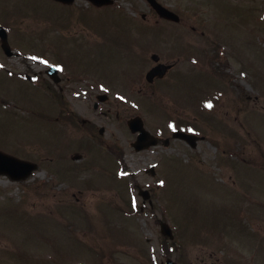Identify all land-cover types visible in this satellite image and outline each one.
<instances>
[{
	"label": "rangeland",
	"instance_id": "rangeland-1",
	"mask_svg": "<svg viewBox=\"0 0 264 264\" xmlns=\"http://www.w3.org/2000/svg\"><path fill=\"white\" fill-rule=\"evenodd\" d=\"M161 1L179 22H155L145 0H0L12 49L0 46V151L37 164L0 175V264H152L160 221L171 239H205L193 264H264V208L244 206L264 203V0ZM152 52L175 64L150 83ZM48 65L64 69L57 85ZM66 76L105 82L107 98H59ZM134 115L169 143L135 151ZM173 118L203 135L194 148L172 139ZM237 143L243 159H222Z\"/></svg>",
	"mask_w": 264,
	"mask_h": 264
},
{
	"label": "flooded vegetation",
	"instance_id": "flooded-vegetation-1",
	"mask_svg": "<svg viewBox=\"0 0 264 264\" xmlns=\"http://www.w3.org/2000/svg\"><path fill=\"white\" fill-rule=\"evenodd\" d=\"M155 1L159 2L161 4H164L166 7H168L170 9L171 5H169L167 3H162L161 0H155ZM146 3L149 5V9L152 10L153 15H156L155 22H157L158 20L159 21L160 20H164V19L160 18L157 15V13L154 11V9H153L152 5L150 4V2L146 1ZM115 4L116 3H114V5ZM141 19L143 21H148L147 15L145 13L141 14ZM165 21H168V20H165ZM137 30H136V28L129 29V31L132 34H135V33L137 34ZM119 31L124 32V30H120V28H119ZM144 31L147 32L146 29H144V30H142V31H140L138 33H142ZM150 31H153V30L150 29ZM156 31H158V30H156ZM175 32H176V30H175ZM174 35H175V33H174ZM78 40H80V39H72V41H74V42H76ZM172 40L176 41V40H178V38L173 37ZM136 41H138V40H136ZM145 42L146 41H143L144 44H145ZM152 45L153 46H158V45H161V44L159 42H155V40H154V43H152ZM178 46L181 47L180 44H178ZM183 47H185V46H182L181 48H183ZM155 54H157V53L156 52H152L150 54V59L155 63L154 65L158 64L159 62H162V61H160L159 55L157 54L158 55L157 56ZM123 55L129 57L130 58L129 60H137L142 66V62L140 60L143 58V55H145V54L143 52L142 53L139 52V50H134V51L126 50V52L123 53ZM179 58H180V56L176 55L175 61H179ZM167 64H171V67L168 69V71L166 72L164 77H166V75L169 73V71L174 68L175 62L171 61V62H168ZM62 70H64V69H62L61 67H58L57 71L54 72V71H51L48 68V69H45L44 74L48 78H51L53 83L55 85H57L61 81V77H60L61 74L60 73H61ZM83 75H85V77H88L84 73H80V75H78V76H81V77L85 78ZM66 77H67V81H70V82L65 84L63 87H57L58 91L60 93L58 97L61 98V99L65 98L64 95H67V97L69 99H85V98H87L89 96H92V95L97 96L100 93L101 94L102 93L105 94L106 92L110 91V87L111 86L107 85L105 82H102L101 85H100V83H99L97 78L89 79L88 82H84V81L82 82L77 77H71V76H66ZM164 77H162V78H164ZM162 78H154L152 80V82L155 81V80L157 81V80L162 79ZM256 96H257V94H256ZM242 97H243V95H242ZM246 98H248V97L246 96ZM261 109L264 110L263 107ZM174 120H175L174 128L176 130L177 129L178 130H183V131H185L187 133H193V134L196 135L197 139L195 140L194 146H191V144L189 142H186V141H184L182 139H177V140L183 142L184 144H186L190 149L194 148L196 146V141H198L201 137H203V135H199L200 133L197 132V129L194 128V126H193V124L191 123L190 120H185V119H181V118L180 119H174ZM83 121H85V120H83ZM235 145H236L235 146V150H233V147L230 146V148L229 147L225 148L222 151V153H224V155H222V159H223V157H224V159H226L227 156H229V158H231V157H234L236 159L239 158V160L243 159L242 155H241V153L243 152L242 144L241 143H237ZM263 159L264 158H262V160ZM257 200H260V199L257 198L256 201L253 202V203H251V200L245 201L244 206L250 208L253 205H257L258 204V205H261L264 208V203L263 202H259ZM165 240L168 242L169 247L166 246V251L165 250L163 251L162 250V244H160V249L162 250L161 261H158V259H157V263H155V264H165L166 259H168V258H171L176 264H193L192 254L189 252V249H191V244L194 243L193 240L201 241V240H205V239H171L170 241H168L167 239H165ZM213 240H215V239H213ZM216 240L221 243V249H222V247L224 245V249L227 250L225 242L223 243V241H221L220 239H216ZM167 252H169V254H167Z\"/></svg>",
	"mask_w": 264,
	"mask_h": 264
},
{
	"label": "water",
	"instance_id": "water-1",
	"mask_svg": "<svg viewBox=\"0 0 264 264\" xmlns=\"http://www.w3.org/2000/svg\"><path fill=\"white\" fill-rule=\"evenodd\" d=\"M60 1L70 3L73 0H60ZM91 1L95 4H105V3H108L109 0H91ZM153 4L161 16L165 18L173 19V20H178V16L175 13L167 10L166 8H164L163 6L159 4H156L154 2ZM0 38H1L2 48L4 52L9 55L11 53L10 47L7 42L6 32L2 27H0ZM163 71H164V67L157 66L151 70L150 74L158 73L161 76L163 74ZM128 125L130 126L133 132L139 131L137 140L134 143L135 149L139 150V149L148 147L156 143V140L152 136H150L147 131L144 130L142 126V121L140 118L136 117V118L131 119ZM177 134L179 133H174L175 136ZM184 137L188 138L189 136L184 135ZM75 158H77V156ZM35 168H36V165L32 162L21 160L16 157L0 152V174H8L10 178L13 180H20V179L26 178L31 173V171L34 170ZM151 172H152V169H151ZM140 194H142L144 198L148 197V193L146 191H140ZM161 232L164 235H168L169 237H172L171 230L166 223H161ZM168 263L174 264L172 261H168Z\"/></svg>",
	"mask_w": 264,
	"mask_h": 264
},
{
	"label": "trees",
	"instance_id": "trees-1",
	"mask_svg": "<svg viewBox=\"0 0 264 264\" xmlns=\"http://www.w3.org/2000/svg\"><path fill=\"white\" fill-rule=\"evenodd\" d=\"M116 157H118V158H119V155H118V156H116ZM118 158H117V159H118Z\"/></svg>",
	"mask_w": 264,
	"mask_h": 264
}]
</instances>
